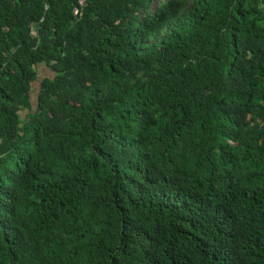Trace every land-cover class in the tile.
<instances>
[{"label": "trees", "instance_id": "16d2710c", "mask_svg": "<svg viewBox=\"0 0 264 264\" xmlns=\"http://www.w3.org/2000/svg\"><path fill=\"white\" fill-rule=\"evenodd\" d=\"M77 6L0 0V264H264V0Z\"/></svg>", "mask_w": 264, "mask_h": 264}, {"label": "rangeland", "instance_id": "374dc122", "mask_svg": "<svg viewBox=\"0 0 264 264\" xmlns=\"http://www.w3.org/2000/svg\"><path fill=\"white\" fill-rule=\"evenodd\" d=\"M38 77H39V81L36 84H33V88L31 90V101L33 103L34 97H36V92L39 88L40 82L42 79H44L45 77H51L53 76V72L46 66V65H39L38 66ZM21 119H23L26 115V112L21 113Z\"/></svg>", "mask_w": 264, "mask_h": 264}, {"label": "built area", "instance_id": "2783aa9c", "mask_svg": "<svg viewBox=\"0 0 264 264\" xmlns=\"http://www.w3.org/2000/svg\"><path fill=\"white\" fill-rule=\"evenodd\" d=\"M88 0H77L78 6L73 10V17L77 20L83 17V11L87 7Z\"/></svg>", "mask_w": 264, "mask_h": 264}]
</instances>
